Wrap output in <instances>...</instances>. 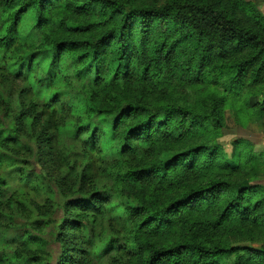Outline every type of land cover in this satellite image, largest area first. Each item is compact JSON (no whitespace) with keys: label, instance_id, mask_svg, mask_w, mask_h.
Wrapping results in <instances>:
<instances>
[{"label":"trees","instance_id":"obj_1","mask_svg":"<svg viewBox=\"0 0 264 264\" xmlns=\"http://www.w3.org/2000/svg\"><path fill=\"white\" fill-rule=\"evenodd\" d=\"M138 1L0 0V84L22 83L16 96L0 91V219L26 222L22 249L7 264H102L120 253L129 264L264 258L261 250L215 243L223 230L260 222L263 190L189 184L217 168L222 99L203 113L150 100L179 80L260 98L264 118V13L245 0ZM64 113L71 123H62ZM199 135L202 142L179 149ZM78 146L82 156L98 148L104 163H119L106 170L110 185L99 188ZM62 149L65 160L54 154ZM50 163L67 174L50 177L42 171ZM72 178L94 192L78 186L62 197ZM32 194L38 202L30 208ZM112 223L125 224L124 232L113 234ZM174 236L180 241L156 242Z\"/></svg>","mask_w":264,"mask_h":264},{"label":"rangeland","instance_id":"obj_2","mask_svg":"<svg viewBox=\"0 0 264 264\" xmlns=\"http://www.w3.org/2000/svg\"><path fill=\"white\" fill-rule=\"evenodd\" d=\"M166 1L167 0H139L137 5L155 7L163 5ZM245 1L254 3L264 13V0ZM10 86L11 92H9ZM21 87V82L13 81L6 86L0 84V91H6V97L10 98L11 95L16 96ZM222 90L225 89L222 88ZM9 93H11V95H9ZM246 96L248 95L245 93L237 96L229 94H225L224 96L222 91H218V89L213 86L204 84L191 86L187 83H180L179 80L176 81L171 93L164 98L157 94H150V100L153 102L188 107L197 113L205 112L214 97L222 99L221 108L224 113V126L217 139V144L220 147V155H218L215 160L217 168L205 178L189 180L191 186L200 188L212 180H220L230 182L235 194H239L251 188L264 191V118L259 114V110L256 107L262 99ZM72 121V117L64 113L62 123L66 124ZM204 139L205 137L202 135L196 136L183 143V145H180L179 149L192 148ZM64 142L70 143V140L65 139ZM77 152L81 154L78 158L79 162L93 165L95 181L98 182L100 189L111 184L106 178V170L117 167L119 165L118 162L111 160L104 163L99 157L98 148L96 149V153L89 156H82L83 153L80 146L77 147ZM54 154L58 155L59 159L64 160L67 156L65 149H62L58 154L57 152ZM221 160L222 162H220ZM133 164H135L134 161L130 162V165ZM58 168L59 167H56L53 163H50V165L46 164L42 171H46L50 177L54 179H60L61 176L67 174L68 170L65 169L61 171ZM62 184L61 191L64 192L62 197L70 196L77 190L78 186L84 187L89 193L94 192L93 185L88 184L86 181L82 182L72 178L70 183L64 181ZM12 185L17 191H22L21 188H24L18 181H12ZM23 191H25L23 192L25 194L29 189L25 188ZM182 191L183 189H180L174 192L172 196L180 194ZM223 195L222 200L226 201L230 198L231 192L227 191ZM30 197L31 200L28 204L30 208H33V204H37L38 202L37 196L32 194ZM39 204H43L42 198ZM23 212L24 214H22V216L29 217L31 209L28 210L25 208ZM261 213L262 217L257 225L236 224L229 229L223 230L220 236L215 239V243L219 246L250 248L264 252V208L261 210ZM25 217L24 220L26 219ZM25 223L26 222L15 217L0 219V264H7L6 258L17 250L22 249L20 239L24 235ZM109 227L113 234L116 232L123 233L125 224L118 223V225H116V223H112ZM49 238L48 236L47 239L50 240ZM167 240L168 239L160 238L157 239L156 242L159 243V245H166L179 242L180 237L174 236L172 239H169L170 241L167 242ZM129 259V255L123 253L114 254L108 257L102 264H129ZM258 262L259 264H264V258L260 259ZM223 264H237L236 257L224 260Z\"/></svg>","mask_w":264,"mask_h":264}]
</instances>
